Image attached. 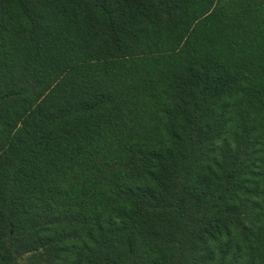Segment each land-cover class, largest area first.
I'll list each match as a JSON object with an SVG mask.
<instances>
[{
    "label": "trees",
    "instance_id": "1",
    "mask_svg": "<svg viewBox=\"0 0 264 264\" xmlns=\"http://www.w3.org/2000/svg\"><path fill=\"white\" fill-rule=\"evenodd\" d=\"M0 264H264V0H0Z\"/></svg>",
    "mask_w": 264,
    "mask_h": 264
}]
</instances>
